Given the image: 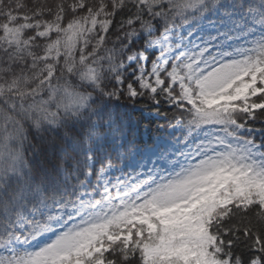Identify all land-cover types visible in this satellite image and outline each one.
Returning a JSON list of instances; mask_svg holds the SVG:
<instances>
[{"label":"snow or ice","instance_id":"obj_1","mask_svg":"<svg viewBox=\"0 0 264 264\" xmlns=\"http://www.w3.org/2000/svg\"><path fill=\"white\" fill-rule=\"evenodd\" d=\"M0 264H264V0H0Z\"/></svg>","mask_w":264,"mask_h":264}]
</instances>
